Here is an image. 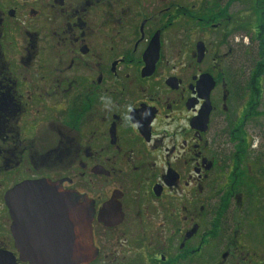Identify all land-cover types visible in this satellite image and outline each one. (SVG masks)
<instances>
[{
  "label": "flooded vegetation",
  "instance_id": "1",
  "mask_svg": "<svg viewBox=\"0 0 264 264\" xmlns=\"http://www.w3.org/2000/svg\"><path fill=\"white\" fill-rule=\"evenodd\" d=\"M249 6L0 0V264H30L40 216L60 228L77 199L88 264H264V41L238 16Z\"/></svg>",
  "mask_w": 264,
  "mask_h": 264
},
{
  "label": "water",
  "instance_id": "2",
  "mask_svg": "<svg viewBox=\"0 0 264 264\" xmlns=\"http://www.w3.org/2000/svg\"><path fill=\"white\" fill-rule=\"evenodd\" d=\"M41 187V185L23 186L17 188L16 192L19 189L20 193L32 194ZM48 193H52L50 189ZM45 202L48 203V199ZM63 202L69 203L70 199L64 198ZM77 202L74 208H65L62 216L63 226L60 228L52 225L51 221L59 220L61 215L48 213L47 216H40V220H45L46 227L37 234L32 232L31 245L27 249L24 247L21 249V252L25 250L30 254L28 257L30 264H88L93 260L96 251L91 236V207L86 200L77 199Z\"/></svg>",
  "mask_w": 264,
  "mask_h": 264
},
{
  "label": "trees",
  "instance_id": "3",
  "mask_svg": "<svg viewBox=\"0 0 264 264\" xmlns=\"http://www.w3.org/2000/svg\"><path fill=\"white\" fill-rule=\"evenodd\" d=\"M256 7V17H257V26L262 31L261 36L264 41V0H255ZM264 53V49L261 50Z\"/></svg>",
  "mask_w": 264,
  "mask_h": 264
},
{
  "label": "rangeland",
  "instance_id": "4",
  "mask_svg": "<svg viewBox=\"0 0 264 264\" xmlns=\"http://www.w3.org/2000/svg\"><path fill=\"white\" fill-rule=\"evenodd\" d=\"M238 1H240L241 3H247L248 1H251V0H238ZM240 7L242 8L243 6L240 5ZM238 12H239L238 13L239 18L243 17L244 19H247L248 16H251V18H254L255 19L256 28H258V26H257V17H256L257 13H256L255 10H251V6H249V9H246V7H244L243 9H239ZM245 24H243V27L245 26ZM249 30H252V28H249ZM256 33H260L261 34L262 31L256 30Z\"/></svg>",
  "mask_w": 264,
  "mask_h": 264
}]
</instances>
